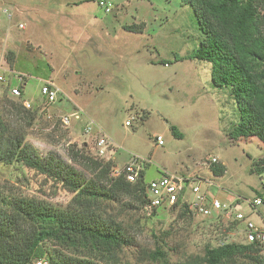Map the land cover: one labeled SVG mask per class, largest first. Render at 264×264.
Segmentation results:
<instances>
[{"label":"rangeland","instance_id":"374dc122","mask_svg":"<svg viewBox=\"0 0 264 264\" xmlns=\"http://www.w3.org/2000/svg\"><path fill=\"white\" fill-rule=\"evenodd\" d=\"M107 1L113 4L110 13L98 0H0V66L24 76V99L30 109L41 108L27 140L43 155L55 153L72 165L73 151L82 150L113 160L118 169L137 160L145 182L166 173L185 179L187 199L195 198L192 183L210 202L232 205L236 214L264 228V204L252 206L259 194L264 196V175L251 172L264 148L256 139L231 140L240 113L230 89L214 86L211 63L188 59L203 37L193 9L181 0ZM139 24H145L143 33L125 29ZM12 51L14 66L7 60ZM10 72L9 83L0 85V111L5 98L19 100L11 90L24 82ZM49 75L60 91L53 104L42 95ZM64 116L71 117L70 126L62 123ZM102 136L110 144L103 156ZM213 158L226 167L224 175L209 166ZM0 183L58 207L72 200L60 185L20 166L2 167ZM146 215L115 208L116 219L143 248L154 249V232L167 230L162 238L173 262L203 256L207 245L224 237L246 240V221L224 214H194L186 222L162 207L153 220ZM137 255L126 251L129 262Z\"/></svg>","mask_w":264,"mask_h":264},{"label":"trees","instance_id":"16d2710c","mask_svg":"<svg viewBox=\"0 0 264 264\" xmlns=\"http://www.w3.org/2000/svg\"><path fill=\"white\" fill-rule=\"evenodd\" d=\"M181 1L193 9L203 35L188 59L211 63L214 86L229 88L237 104L240 120L229 134L231 140L256 139L264 148V0ZM125 29L143 33L145 24ZM16 59L14 51L7 54L12 66ZM20 89L19 100L5 98L0 111V169L20 166L33 171L60 185L72 200L68 207H58L0 183V264H36L42 259L50 264H264V250L258 244L228 242L226 237L207 245L203 256L177 262L168 252L167 230L161 235L154 232V249L141 247L116 219L115 208L146 213L149 220L158 216V209L148 207L143 172L131 183L123 174L113 175V160L86 150L73 151L71 157L82 171L55 153L43 155L27 140L41 108L27 109L22 84ZM171 130L181 137L175 126ZM211 168L217 175L226 173L221 164ZM251 172L264 175V154L254 161ZM258 196L264 203V196ZM170 211L180 220L194 219L182 197ZM132 249L138 254L134 263L126 256Z\"/></svg>","mask_w":264,"mask_h":264},{"label":"built area","instance_id":"2783aa9c","mask_svg":"<svg viewBox=\"0 0 264 264\" xmlns=\"http://www.w3.org/2000/svg\"><path fill=\"white\" fill-rule=\"evenodd\" d=\"M98 4L105 9L107 13L112 11L113 4L111 1L107 0H98ZM7 68H2L0 66V85L5 84L8 82L7 73L9 70ZM13 79H17L20 83L23 82L24 78L22 75L14 73L13 71L10 72ZM25 81V80H24ZM59 89L51 82L44 83L42 87V95L48 101L49 104H53L57 102L59 97ZM11 94L17 98L22 96V91L20 89V85L14 86L11 90ZM24 106L27 109L32 107L30 101H25ZM76 119H80V115H76ZM62 123L67 126H70L72 121L71 117L64 116L62 118ZM129 125V122H127ZM90 131V128L87 129V132ZM158 146H163L164 141L162 137L157 138ZM108 138L102 136L99 140L98 147H99V154L101 156L105 155L108 147H109ZM219 161L217 158H213L210 162L209 166L213 164H218ZM137 160L135 163H129L125 165L122 169L115 168L113 175H125L127 180L131 183H134L139 178L141 172L144 171L143 166L139 165ZM190 186V183L182 178L170 175L168 173L164 174L161 178L152 180L147 185V200H148V207L150 209H159L162 207L171 208L174 206L178 200L182 197L183 201L189 205V208L194 214H197L202 217H210L214 212L218 214H224L226 218L233 219L234 221H246V241L248 243L258 244L264 250V228L256 225L254 222L247 220V217L242 213H235L233 210V206L223 205L219 201L210 202L209 198L206 194L202 193V190L199 186H194L191 183V192L195 196L194 199L190 200L187 199V187ZM263 199L261 197H257L252 206L254 208H258L262 206ZM36 264H50L47 260L42 259L38 260Z\"/></svg>","mask_w":264,"mask_h":264},{"label":"crops","instance_id":"0c3cea01","mask_svg":"<svg viewBox=\"0 0 264 264\" xmlns=\"http://www.w3.org/2000/svg\"><path fill=\"white\" fill-rule=\"evenodd\" d=\"M22 85H23V87L24 86H26V82L24 81L23 83H22ZM16 86H18V84H16ZM23 92H24V96L26 97V95H25V88L23 89ZM25 100L26 101H28L26 98H25ZM143 174L145 175V172L143 171ZM161 178V177H160ZM159 179V178H158ZM152 180H155V179H152ZM151 180V181H152ZM147 183H149V182H147ZM262 216V219H263V221H264V217H263V215H261Z\"/></svg>","mask_w":264,"mask_h":264}]
</instances>
